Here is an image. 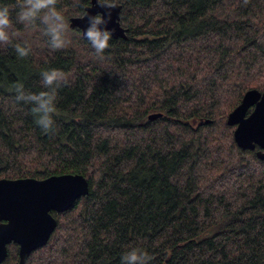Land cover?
I'll use <instances>...</instances> for the list:
<instances>
[{"label":"trees","instance_id":"trees-1","mask_svg":"<svg viewBox=\"0 0 264 264\" xmlns=\"http://www.w3.org/2000/svg\"><path fill=\"white\" fill-rule=\"evenodd\" d=\"M100 1L121 5L127 29L102 57L85 40L53 50L44 35L40 52L0 44V179L80 174L89 184L52 212L56 229L23 264H120L133 247L149 264H264V161L237 148L225 123L246 91L264 90V0ZM17 3L0 7L15 19ZM89 3L56 8L67 20ZM51 69L66 83L45 133L14 89L47 91L40 74ZM17 253L9 245L2 264Z\"/></svg>","mask_w":264,"mask_h":264},{"label":"water","instance_id":"water-1","mask_svg":"<svg viewBox=\"0 0 264 264\" xmlns=\"http://www.w3.org/2000/svg\"><path fill=\"white\" fill-rule=\"evenodd\" d=\"M100 4L106 2L90 0L81 16L68 19V28L78 30L87 41L82 33L88 27V17L99 14L108 20L102 27L112 32L113 39L126 40L127 29L119 21L121 5L114 3L115 7L108 9ZM85 12L87 16L83 18ZM161 117V113H152L148 120ZM226 125L234 128L233 141L237 148L255 151L256 157L264 161V90L246 91L227 115ZM88 192V181L80 174L53 175L40 180L0 179V264L6 259L11 244L18 247V264L44 247L57 227L52 212H66Z\"/></svg>","mask_w":264,"mask_h":264},{"label":"clouds","instance_id":"clouds-1","mask_svg":"<svg viewBox=\"0 0 264 264\" xmlns=\"http://www.w3.org/2000/svg\"><path fill=\"white\" fill-rule=\"evenodd\" d=\"M57 0H18L17 19L19 22L33 25L37 20L43 25V35L48 37L49 46L53 50H59L66 46L65 33L67 22L64 15L56 8ZM103 7L112 9L115 6L110 3L100 4ZM87 16L85 12L83 18ZM110 18V13H108ZM82 18V19H83ZM108 20L101 15L88 17V27L83 31L82 36L94 50V54L102 57L109 47L112 32L102 26ZM11 27L10 12L7 6L0 7V44L8 45L10 40L9 29ZM15 52L20 58L27 57L31 51L30 47L20 43L14 45ZM42 84L47 91L39 93H28L24 90L23 84L15 86V101L31 105V113L35 117V124L45 133L53 131V114L56 112V90L62 83H66L64 73L57 69L41 72ZM152 257L145 251L133 247L124 252L120 264H149Z\"/></svg>","mask_w":264,"mask_h":264},{"label":"rangeland","instance_id":"rangeland-1","mask_svg":"<svg viewBox=\"0 0 264 264\" xmlns=\"http://www.w3.org/2000/svg\"><path fill=\"white\" fill-rule=\"evenodd\" d=\"M68 19L69 18H67L66 20L67 25H68ZM37 24L39 23L35 22V24L33 25H28L19 22L17 18L11 19V27L9 29L10 39L13 38L26 42L29 46L33 48V50L40 52V50L44 48L45 44L43 43V39H44L43 30L40 27H38ZM65 39L67 41L65 48H78L80 42L83 41L81 34L78 30H70L68 27L65 33ZM206 121H208V123H206ZM201 123L208 125L211 123V121L202 120ZM225 123H226V118H225Z\"/></svg>","mask_w":264,"mask_h":264}]
</instances>
